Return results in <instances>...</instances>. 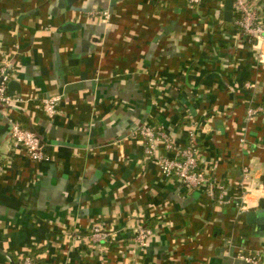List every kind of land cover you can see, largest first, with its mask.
<instances>
[{
	"label": "crops",
	"instance_id": "obj_1",
	"mask_svg": "<svg viewBox=\"0 0 264 264\" xmlns=\"http://www.w3.org/2000/svg\"><path fill=\"white\" fill-rule=\"evenodd\" d=\"M225 3L0 0V58L22 99L0 118V264L28 254L40 264H244L242 253L264 264V117H246L264 106V63ZM69 22L78 26L62 31ZM53 96L62 103L49 119ZM8 119L40 135L49 162L13 150ZM144 123L181 147L197 128L201 166L231 203L143 162ZM96 225L118 232L106 251L87 239ZM137 225L155 236L134 257Z\"/></svg>",
	"mask_w": 264,
	"mask_h": 264
},
{
	"label": "built area",
	"instance_id": "obj_2",
	"mask_svg": "<svg viewBox=\"0 0 264 264\" xmlns=\"http://www.w3.org/2000/svg\"><path fill=\"white\" fill-rule=\"evenodd\" d=\"M191 7L200 5L203 0H187ZM264 0H233L235 26L239 35L245 37L250 46L259 51V62L264 63ZM105 23L110 20V13L100 12ZM13 65L8 59L0 58V118H6L8 108L22 102L19 97L9 94V85L12 80ZM248 89L252 85L247 83ZM62 103L61 96H53L44 100L42 110L46 117L54 119L58 115ZM256 116L264 117V106L249 107L247 119ZM11 131V144L15 151H23L29 160L43 163L49 162L50 156L46 153L42 139L38 133L25 129L19 122L8 119ZM136 134L140 137L143 146V162L154 163L161 173L170 179H176L190 189L209 187L210 195H217L221 205L231 203L227 197V189L222 185L213 186V181L201 166V151L197 128L188 131V143L184 147L177 145L171 135L161 127L144 123L137 128ZM245 142L244 139L241 140ZM249 171L244 170L247 178ZM217 188L216 191L213 190ZM238 206L242 212L249 210V203H245V194L237 198ZM133 238L129 243L127 254L139 257L148 247L150 240L155 236L153 228L146 225H137L133 229ZM118 232L106 230L102 225H96L89 231L87 239L95 247L106 251L105 244L114 241ZM38 255H26L18 264H40ZM239 259L244 264H263V256L259 253L240 254Z\"/></svg>",
	"mask_w": 264,
	"mask_h": 264
},
{
	"label": "water",
	"instance_id": "obj_3",
	"mask_svg": "<svg viewBox=\"0 0 264 264\" xmlns=\"http://www.w3.org/2000/svg\"><path fill=\"white\" fill-rule=\"evenodd\" d=\"M64 4V6H66V0H61ZM233 0H226L225 3V8H224V18L227 22H232L233 21V16H234V11H233ZM66 12V11H64ZM78 25L73 24L71 22L66 23L65 25H63L62 27V31H72V29L76 28ZM11 85H15V83H12ZM10 85V88H11ZM250 217H254L255 216V212H250L249 213Z\"/></svg>",
	"mask_w": 264,
	"mask_h": 264
}]
</instances>
